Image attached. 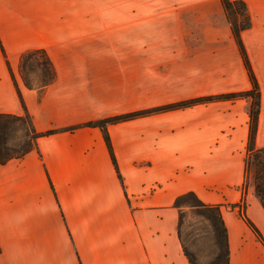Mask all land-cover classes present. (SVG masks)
Listing matches in <instances>:
<instances>
[{"label": "crops", "instance_id": "0c3cea01", "mask_svg": "<svg viewBox=\"0 0 264 264\" xmlns=\"http://www.w3.org/2000/svg\"><path fill=\"white\" fill-rule=\"evenodd\" d=\"M241 39L260 90L264 146V0H243ZM54 3L53 6L51 4ZM0 0V113L24 109L10 70L46 49L40 93L15 75L36 148L0 163V264H190L177 195L218 204L229 264H264V206L247 184L249 98L214 99L107 126L82 123L248 90L250 77L220 0ZM9 64V66H8ZM234 205V206H232Z\"/></svg>", "mask_w": 264, "mask_h": 264}, {"label": "trees", "instance_id": "16d2710c", "mask_svg": "<svg viewBox=\"0 0 264 264\" xmlns=\"http://www.w3.org/2000/svg\"><path fill=\"white\" fill-rule=\"evenodd\" d=\"M223 6L226 18L230 23L232 33L238 44L240 53L242 54L244 64L247 68L251 81V87L248 90L229 92L219 95L202 96L195 99L169 103L166 105L131 111L127 113L111 115L99 119L89 120L81 125L97 126L101 129L104 140L110 152L111 159L118 172V166L113 153L107 126L110 123L143 116L152 112L188 106L194 103L207 102L214 99H235L238 97L249 98V133L246 144L245 170L249 165L254 166L253 185L256 195L260 198L264 206V146H255V135L257 130L258 112L260 106V90L258 81L254 75L250 65L248 56L244 49L241 31L250 24L249 14L246 3L243 0H220ZM9 66V64H8ZM30 71H38V81L32 82L23 75L24 68ZM18 68L20 70L22 81L25 86L35 89L38 93L53 80L54 67L52 61L43 47L31 48L20 53L18 60ZM14 79L16 89L19 94L21 104L23 106L22 114L0 113V163L11 158H17L24 155L29 150L36 148V139L40 135L50 134L58 130H73L79 125H71L63 129H49L46 131H36L34 129L30 113L24 103L20 88L15 79L14 73L10 70ZM251 158V160H250ZM251 161V162H250ZM178 208V237L180 239L182 249L190 264H198L194 257L195 253L188 247L184 239V207H188L191 213L202 223L198 227V232L208 236L209 253L206 264H229V247L227 240L226 226L221 216L220 206L218 204H210L203 202L197 194L188 190L177 195L173 202ZM239 205L240 214L245 218L249 226L255 232L256 237L264 244V238L246 216L244 206ZM234 206V205H232ZM191 243V241H190Z\"/></svg>", "mask_w": 264, "mask_h": 264}, {"label": "rangeland", "instance_id": "374dc122", "mask_svg": "<svg viewBox=\"0 0 264 264\" xmlns=\"http://www.w3.org/2000/svg\"><path fill=\"white\" fill-rule=\"evenodd\" d=\"M54 0H47V10H50L49 3ZM57 8H61L62 11H71L70 3L75 0H56ZM79 1H103V0H79ZM54 3L51 4L53 6ZM19 68L17 67L14 72V76L16 75L20 81H22V76ZM23 75H25L30 81L37 82L38 81V71H30L26 67L23 70ZM23 82V81H22ZM251 160V158H250ZM251 162V161H250ZM253 173L254 166L249 165L247 169V184L253 185ZM184 239L187 243L188 247L195 253L194 257L198 264H206L209 253V245H208V236L202 235L198 232V227L202 225V223L198 220L196 216H194L188 207H184ZM191 241V243H190Z\"/></svg>", "mask_w": 264, "mask_h": 264}]
</instances>
